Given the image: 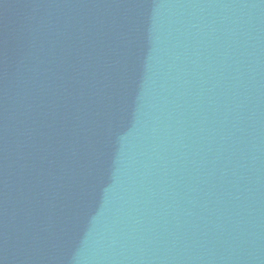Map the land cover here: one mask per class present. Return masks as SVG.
<instances>
[{
	"label": "water",
	"instance_id": "95a60500",
	"mask_svg": "<svg viewBox=\"0 0 264 264\" xmlns=\"http://www.w3.org/2000/svg\"><path fill=\"white\" fill-rule=\"evenodd\" d=\"M0 264H264V0H0Z\"/></svg>",
	"mask_w": 264,
	"mask_h": 264
}]
</instances>
